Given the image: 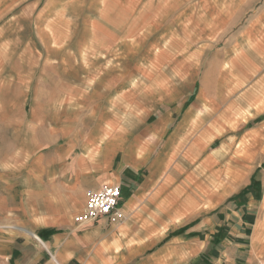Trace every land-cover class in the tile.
Here are the masks:
<instances>
[{"label":"crops","instance_id":"obj_1","mask_svg":"<svg viewBox=\"0 0 264 264\" xmlns=\"http://www.w3.org/2000/svg\"><path fill=\"white\" fill-rule=\"evenodd\" d=\"M1 4L0 264H264L263 0Z\"/></svg>","mask_w":264,"mask_h":264},{"label":"rangeland","instance_id":"obj_2","mask_svg":"<svg viewBox=\"0 0 264 264\" xmlns=\"http://www.w3.org/2000/svg\"><path fill=\"white\" fill-rule=\"evenodd\" d=\"M264 1V0H263ZM3 4L0 5V7H2ZM15 9V8H14ZM12 10L13 12H19L20 8H16L15 10ZM16 13H14L15 15ZM245 15V14H244ZM242 16L240 18V20L242 21L241 22V27L244 25V18L246 16ZM19 23H20V20L18 17L16 18H13L12 20V24L13 26L12 27H15V29H20V26H19ZM238 27V26H237ZM238 28H236L237 30ZM21 38V39H20ZM24 38L23 36H17V35H14L13 36V42H16L18 41L19 44L20 43H24ZM26 39L28 40L29 43L33 44V41L31 40V36L27 37L26 36ZM21 40V42H20ZM143 46V45H142ZM137 47V46H135ZM13 54L15 53V60L13 62V67L16 68L17 71H20L21 70V66H20V61L22 60H25L23 58V56H26L27 55V59L26 60H30L32 62L35 61L36 59V52H27V53H16V51H13L12 52ZM4 53L3 52H0V55L2 56ZM141 58V61H143L144 59H148V56H147V51H143L141 52L140 54V57ZM144 64L147 63V61H144L143 62ZM151 70V69H150ZM148 69L147 68H142L141 69V74H145L144 72H147ZM139 94L137 95V97H135V95L130 99V98H126V102H131V104L133 105V107H138L139 111L141 113L145 112L147 109L151 108V106H154V108L158 107L160 104H162V101L160 99V96H161V90H162V84L161 83H151V82H143L139 85ZM134 98V99H133ZM211 118L212 116H205L204 117V123H209L211 122ZM202 122V121H201ZM115 186H118L120 187L119 185H115ZM121 189V187H120ZM77 217V216H76ZM74 221H75V218H74ZM76 223V222H75ZM45 251V260H47L49 258V254L46 253V249L42 246V244H39Z\"/></svg>","mask_w":264,"mask_h":264},{"label":"built area","instance_id":"obj_3","mask_svg":"<svg viewBox=\"0 0 264 264\" xmlns=\"http://www.w3.org/2000/svg\"><path fill=\"white\" fill-rule=\"evenodd\" d=\"M121 189L115 185H103L98 191L88 193L84 211L75 217L77 224H88L107 218L114 221L120 217Z\"/></svg>","mask_w":264,"mask_h":264}]
</instances>
